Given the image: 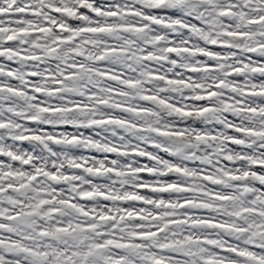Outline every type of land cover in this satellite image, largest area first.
Returning a JSON list of instances; mask_svg holds the SVG:
<instances>
[{
  "label": "snow or ice",
  "instance_id": "1",
  "mask_svg": "<svg viewBox=\"0 0 264 264\" xmlns=\"http://www.w3.org/2000/svg\"><path fill=\"white\" fill-rule=\"evenodd\" d=\"M0 264H264V0H0Z\"/></svg>",
  "mask_w": 264,
  "mask_h": 264
}]
</instances>
